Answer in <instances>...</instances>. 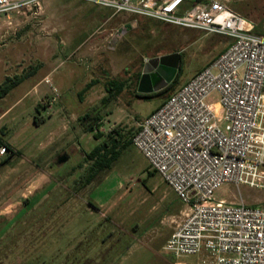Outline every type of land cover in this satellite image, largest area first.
<instances>
[{
	"label": "rangeland",
	"instance_id": "374dc122",
	"mask_svg": "<svg viewBox=\"0 0 264 264\" xmlns=\"http://www.w3.org/2000/svg\"><path fill=\"white\" fill-rule=\"evenodd\" d=\"M219 1L264 35V0ZM230 42L77 0H43L37 15L0 14V84L25 77L0 99V141L15 152L0 166V264H199L164 251L185 205L134 147L79 188L97 142L78 119L99 115L103 135L138 128L172 93L135 96L149 59L181 53L177 89ZM109 79L124 87L102 107ZM214 200L259 206L264 191L226 183Z\"/></svg>",
	"mask_w": 264,
	"mask_h": 264
},
{
	"label": "built area",
	"instance_id": "2783aa9c",
	"mask_svg": "<svg viewBox=\"0 0 264 264\" xmlns=\"http://www.w3.org/2000/svg\"><path fill=\"white\" fill-rule=\"evenodd\" d=\"M41 1L0 0V14L37 15ZM77 1L231 41L142 120L132 146L185 205L164 251L199 264H264V204L214 200L226 183L264 191V35L219 0L188 9L184 0Z\"/></svg>",
	"mask_w": 264,
	"mask_h": 264
},
{
	"label": "trees",
	"instance_id": "16d2710c",
	"mask_svg": "<svg viewBox=\"0 0 264 264\" xmlns=\"http://www.w3.org/2000/svg\"><path fill=\"white\" fill-rule=\"evenodd\" d=\"M185 1L191 2V6H193V5L198 4L200 0H184V2ZM243 18L249 19L248 16H245V15ZM254 33L258 35H262L257 32V28L255 26H254ZM180 56H181V53H178L179 64H178V68L176 71V75L166 87H164L160 91L153 92L151 94L135 93V96L138 99L151 100L153 98H160L161 96H163L164 94L170 91H172L173 93L176 90L175 86L178 85L179 79L181 78L183 74V67L181 64ZM23 78L25 77L23 76L14 77V78L6 77L4 82L0 84V99L5 97L11 90L16 88L23 81ZM94 82L96 81H92L88 83L85 86V88L81 91V93H79L80 99L82 97V94L92 84H94ZM104 85H105L106 96L103 97V99L101 100L102 107H105L107 104L115 100L120 95V93L123 90L124 83L121 80L109 79L108 81L104 83ZM78 121L84 127L83 128L84 132L90 133L92 135V138L97 142L95 147L84 155L83 162L89 165L86 169L85 175L80 181L81 183L79 184V188L81 189L87 185H90L91 183L97 182L100 178H102L106 172L112 169V167L121 157V155L128 148L133 147L132 138L137 133L138 128L126 129L125 127H121L117 125V126H114L111 130H109L106 135H103L102 133L99 132V128L97 127V124L101 121V118L99 117V115L97 114L91 115L90 113H86L84 114V116L79 117ZM0 145H4L8 153V157L0 162V166H1L8 161L9 157L15 155V152L10 148L9 145L3 143L2 141H0ZM112 264H116V263H112Z\"/></svg>",
	"mask_w": 264,
	"mask_h": 264
},
{
	"label": "water",
	"instance_id": "95a60500",
	"mask_svg": "<svg viewBox=\"0 0 264 264\" xmlns=\"http://www.w3.org/2000/svg\"><path fill=\"white\" fill-rule=\"evenodd\" d=\"M178 64V53L149 59L147 63H145L140 76L137 88L138 93L151 94L166 87L175 77ZM153 71H156L155 74ZM155 75L162 80V83L157 80L158 78L155 79ZM67 160L68 157L66 154H63L57 158V163L61 164Z\"/></svg>",
	"mask_w": 264,
	"mask_h": 264
},
{
	"label": "flooded vegetation",
	"instance_id": "af4514ba",
	"mask_svg": "<svg viewBox=\"0 0 264 264\" xmlns=\"http://www.w3.org/2000/svg\"><path fill=\"white\" fill-rule=\"evenodd\" d=\"M155 72H156V71H153L154 74H155ZM140 76H141V75H140ZM155 77H156L155 79L158 78L157 80L160 81V83H162V80H161L159 77H157L156 75H155ZM155 83H156V81H155Z\"/></svg>",
	"mask_w": 264,
	"mask_h": 264
},
{
	"label": "crops",
	"instance_id": "0c3cea01",
	"mask_svg": "<svg viewBox=\"0 0 264 264\" xmlns=\"http://www.w3.org/2000/svg\"><path fill=\"white\" fill-rule=\"evenodd\" d=\"M176 75V74H175Z\"/></svg>",
	"mask_w": 264,
	"mask_h": 264
}]
</instances>
